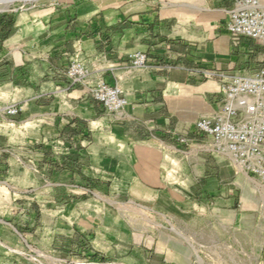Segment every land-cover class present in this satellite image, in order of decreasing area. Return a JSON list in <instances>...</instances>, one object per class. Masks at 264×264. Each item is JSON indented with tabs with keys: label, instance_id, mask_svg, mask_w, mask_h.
<instances>
[{
	"label": "crops",
	"instance_id": "1",
	"mask_svg": "<svg viewBox=\"0 0 264 264\" xmlns=\"http://www.w3.org/2000/svg\"><path fill=\"white\" fill-rule=\"evenodd\" d=\"M234 1L121 0L102 9L91 2L62 0L61 11L44 15L39 23L28 14L0 17V109L24 107L15 120L39 118L41 141L56 143L59 149L27 153L34 167L30 170L39 176L27 187L30 196L14 207L15 219H0L10 237L25 229L54 254L64 257L84 250L85 261L95 264L102 257L93 245L100 238L96 216L78 213L77 225L66 231L61 211L80 207L82 200L73 199L77 192L83 194L101 182L112 184L113 192L119 187L117 180H111L114 175L121 176V188L131 189L134 185L130 187L124 178L143 174L139 181L162 184L145 189L162 193L166 187L158 175L166 153L201 156L199 167L190 163L184 170L191 188L205 197H217L215 202H229L222 199L227 190L224 170L221 166L214 170L208 163L211 152L199 144L207 140L198 138L194 125L217 111L221 102L218 80L209 73L245 75L264 65L263 44L234 39L226 29ZM193 13L206 15L209 25L189 26L192 20L187 15ZM172 22L178 23L179 30L169 28ZM137 53L148 56L144 68L130 64ZM75 60L85 65L89 76L71 89L65 71ZM99 80L121 88L128 102L123 115H109L90 97V87ZM178 86L185 95L174 102ZM1 130L0 185L12 138ZM102 135L114 136L115 145L90 147L89 140H100ZM87 232L96 240L90 250L80 249L77 242ZM108 244L109 253L132 251L124 244ZM134 249V254H140Z\"/></svg>",
	"mask_w": 264,
	"mask_h": 264
},
{
	"label": "rangeland",
	"instance_id": "2",
	"mask_svg": "<svg viewBox=\"0 0 264 264\" xmlns=\"http://www.w3.org/2000/svg\"><path fill=\"white\" fill-rule=\"evenodd\" d=\"M80 1L95 3L102 9L121 4V0ZM61 5L62 0H42L39 3L16 0L13 11L2 13L0 17L28 14L32 22L39 23L44 15L61 11ZM187 16L192 20L189 26L209 25L207 16L202 13ZM169 28L179 30L178 23L172 22ZM180 88L178 86L179 93L174 102H180L176 99L185 95ZM13 123H6L1 128V133L12 135L8 148L9 162L0 185V219L8 220L15 219L14 207L30 196L27 187L39 176L30 170L33 165L29 163L31 159L27 153H55L59 150L56 143L41 141L39 118L16 119ZM89 142L90 147L99 144L110 146L115 145L116 139L102 135L100 140L95 137ZM203 145L208 147L209 142ZM207 154L208 163L214 170L219 166L224 170L227 190L222 199L229 202H215L213 199L217 197H205L191 188L192 181L188 180L189 175L184 170L190 163L199 167L201 156L197 158L196 153H185L175 157L166 153L158 175L166 187L162 193L146 190L147 185L162 184H152L145 179L139 181V176L140 179L145 176L143 174L124 178L128 184L134 185L131 189L121 188V176L114 175L111 180H117L119 187L113 192L110 191L112 184L106 182L88 187L83 194L77 192L73 199L82 200L78 203L80 207H67L60 213L64 229L67 231L69 226L77 225L74 219L78 213L96 216L99 240L94 242L96 237L92 238L87 232L77 242V246L85 250H90L94 242V247L102 251L98 253L102 257L95 264H264V185H256L238 174L228 159ZM173 198L179 199L178 203H173ZM189 198L195 201L191 204ZM212 201L214 206L210 205ZM24 208L22 206L19 212ZM222 210L231 213L226 215ZM13 234L10 237L0 225L1 264H93L85 261L84 250L69 252L63 257L32 240L25 229ZM108 243L113 247L124 244L132 251L127 255L109 253L106 250L110 248ZM134 247L141 250L140 254L133 253ZM104 252L108 258L102 254Z\"/></svg>",
	"mask_w": 264,
	"mask_h": 264
},
{
	"label": "built area",
	"instance_id": "3",
	"mask_svg": "<svg viewBox=\"0 0 264 264\" xmlns=\"http://www.w3.org/2000/svg\"><path fill=\"white\" fill-rule=\"evenodd\" d=\"M225 26L234 39L248 38L264 45L263 0H235ZM147 62L148 56L144 53L130 58L135 69L144 68ZM65 76L73 89L84 84L89 72L83 63L75 60L66 69ZM208 77L217 78L221 102L217 111L195 122L198 138L209 142L208 147L200 142L201 148L228 159L238 174L256 185H264V65L251 74L209 73ZM89 95L109 115H123L128 105L121 88L105 80L95 82ZM24 111L21 106L1 108L0 129L6 123L14 124L15 118ZM210 205L214 206V201Z\"/></svg>",
	"mask_w": 264,
	"mask_h": 264
},
{
	"label": "bare ground",
	"instance_id": "4",
	"mask_svg": "<svg viewBox=\"0 0 264 264\" xmlns=\"http://www.w3.org/2000/svg\"><path fill=\"white\" fill-rule=\"evenodd\" d=\"M16 0H0V14L2 13H7V12H12L13 11V4ZM23 1V0H22ZM24 1H36V2H41L42 0H24ZM15 10V9H14ZM245 176V175H244ZM246 177V176H245ZM246 179H249L246 177ZM251 180V179H250ZM253 181V180H252Z\"/></svg>",
	"mask_w": 264,
	"mask_h": 264
}]
</instances>
